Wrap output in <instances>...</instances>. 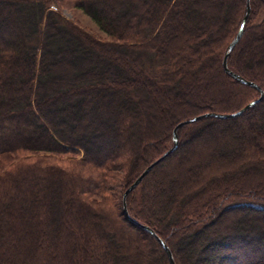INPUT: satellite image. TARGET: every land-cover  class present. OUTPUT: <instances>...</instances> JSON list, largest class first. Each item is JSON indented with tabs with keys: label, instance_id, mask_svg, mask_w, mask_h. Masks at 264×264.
Masks as SVG:
<instances>
[{
	"label": "trees",
	"instance_id": "1",
	"mask_svg": "<svg viewBox=\"0 0 264 264\" xmlns=\"http://www.w3.org/2000/svg\"><path fill=\"white\" fill-rule=\"evenodd\" d=\"M99 2L0 0V264H20L15 262L20 256L23 264H36V241L48 247L42 252L45 264H73L75 251L80 264H169L160 244L134 221L165 241L175 264H264V185L253 182L254 189L246 177L256 163L264 164V141L240 145L235 177L222 186L214 183L227 179L226 160L196 162L192 168L199 180L187 184L181 175L179 193L151 200L158 211L144 200L152 172H158V181L167 161V170L181 167L174 156L184 144L214 134L218 123L248 119L245 129L264 139L256 116L264 114V13L256 20L264 0H250L242 36L227 59L229 69L260 86L262 98L237 116L204 117L179 128L176 148L127 195L130 219L122 210V192L170 148L177 122L205 112L237 111L260 93L221 64L246 0H104L107 10ZM110 3L117 6L111 9ZM56 6L80 9L108 38L89 33ZM250 38L260 47L250 48ZM245 54L257 61V69ZM215 78L235 88L222 92L214 88ZM148 86L157 98L165 90L176 110L163 120L167 135L146 136L142 125L133 147L129 138L125 143L118 138L111 120L122 117L126 134L141 127L143 111L156 105L144 96ZM209 90L214 97L207 103ZM193 93L197 101L189 99ZM109 98L112 104L105 101ZM56 122L69 127L54 130ZM254 156L258 159L247 161ZM23 215L33 218L27 254L14 245L23 235L14 221L20 223ZM48 227L58 231L48 234Z\"/></svg>",
	"mask_w": 264,
	"mask_h": 264
},
{
	"label": "rangeland",
	"instance_id": "2",
	"mask_svg": "<svg viewBox=\"0 0 264 264\" xmlns=\"http://www.w3.org/2000/svg\"><path fill=\"white\" fill-rule=\"evenodd\" d=\"M215 1H221V0H215ZM99 3H100V5H99L100 7L104 8L106 10L108 9L107 6L104 4V0H102V2H99ZM109 5L111 6V9L113 6H115V7L117 6L116 4H112V3H110ZM16 9L18 11H20L21 8L17 5ZM58 9H60V8H58ZM60 12L67 19L74 21L75 23H77L82 28L86 29L89 33L95 35L96 37L103 38V39L108 38L105 35V33L102 32L97 27V25L90 19V17L88 15H86L83 11H81L80 9L75 8V7H66V8H61ZM263 13L264 12H260L258 14V16L256 18L257 22L263 18ZM12 21L19 23L20 19L15 18V20H12ZM250 39H251L250 40L251 43L249 46L250 48L254 49L256 47H260L259 42L256 39H252V38H250ZM259 49H261V48H259ZM261 50L264 51V48L262 47ZM124 52H126V51H124ZM249 56H250V54L246 55V59H247L249 65L251 66L252 69L254 68V66L256 67L255 69H257L259 67V65L256 66L257 61H255V60L252 61V59ZM71 66H72V73H73L74 71H76V66H75L74 62L71 64ZM118 67L121 68V65H118ZM53 75L56 76L57 78H59L60 81H64V80H61L62 79L61 77L63 76V74L60 71H55ZM214 84H215L214 88H217V89L221 90L222 92L233 90L235 88L234 85H232V84L228 83L226 80L220 79V78H215ZM147 89L148 90L144 91L145 98L148 100L155 101L156 105L152 104L153 107H151L148 112L143 111L144 112L143 117L141 115V118L143 120V121L141 120V127H137L136 129L133 127L134 128L133 133H131V134L128 133L129 134V136H128V134H126L125 130L123 131L124 126L126 125V122L122 121V117L116 119V121L111 120L112 123L117 125V127L119 129L118 138L120 140L124 141V143L128 140L127 138H129V140L133 141V144H134L133 147L136 146L135 142H134L136 135H139V133L141 134V132H142V130H141L142 125L143 126L146 125V128L148 130V134H146V136L153 135L155 137L158 134L167 135L168 130H166L165 121H163V120H165V119L167 120L168 118L172 119V117L175 113V110H176V109L171 107L172 106L170 104L171 98L168 96V93L165 90H163V93H162L163 95L160 96V94H158V98H157L156 94L151 90V88H149V86ZM237 89H239V88H237ZM117 91H119L121 93L120 88L119 89L117 88ZM212 92H213L212 90H209L205 93L204 102H207V103L211 102L212 97H214V93H212ZM189 99L197 101L196 100L197 98H196V96H194V93L190 96ZM105 101L106 102L110 101V103L112 104L111 98H109V100L105 99ZM61 105H63V103H57V107H61ZM157 109H158V111H157ZM119 112L121 113L122 110H119ZM262 112H264V109L262 110ZM263 115L264 114L261 113L260 111H258L256 113V116L259 119H261V121L263 122L262 125L264 127V116ZM157 116H159V118ZM132 117H134V116H132ZM138 120L139 119L134 117L135 122H138ZM247 120L248 119H239L238 121L230 122V123H218L214 127V129L211 130V131H214V134L209 133L207 135H203V137L193 139V140H190L189 142H186L184 144V149L182 151H180L178 154H176V156H174V158L177 160L178 164H180L181 167H176L173 170H171V169L167 170V168L171 162V161H167L161 167V169L165 170L164 177L161 180H158V181L155 180V178L158 177L157 171L152 172V174L150 175L148 180L152 181V182H149L148 188H147V195L144 196L145 204L147 206H151L152 210L158 211L156 204H155L156 207L153 208V205L151 203L152 199L155 201L156 199L166 197V200H170L173 195H176V193L180 192V188L182 186V184L180 183V180H182V182H186L187 184H190L189 183L190 180L198 181L199 180L198 179L199 174H197L196 169H194L195 168L194 164L196 162L201 164L202 162L209 163L210 161H212L214 159L217 161H221V162L223 160H226L225 161V163H226L225 173L227 172V176L229 178L227 177V179H223V181H219L217 179V182L214 183V186L215 187L216 186H222L223 183H225L226 181L229 182L231 177H235L234 176V174H235L234 169H236V167H238L240 165L241 159H239V158L241 156H243V155H237L241 152L240 145H243L246 142H248L249 146L251 143L263 144V141H264V139L260 135H257V133L255 134L252 129H250V130L248 128L245 129V126H247V124H248ZM78 121L80 123H83V120L81 118H78ZM110 122H106V123H110ZM32 125L33 124H31V126ZM67 127H69V124L67 122H61V123L56 122L53 124L54 130L65 129ZM91 127H93L92 124H90V126H88L87 133H91V131H90ZM72 131L74 133H76V132H78V129L74 128V129H72ZM209 132H210V130H209ZM214 147L216 148L215 149V151H216L215 153H217L216 157H213V155L210 154V151ZM63 158H65V157H63ZM256 159H258V158L254 156L252 158H249L247 161H253ZM192 166L194 168H192ZM188 167L190 169V172L188 171ZM151 170L149 172H151ZM181 175L183 176V178L181 177ZM247 176H248V179H250V181H251L250 187L255 189V187H253V185H254L253 182H255V183L258 182L259 185H264V164L263 163H256L254 168L252 169V171L246 174V177ZM179 177H181L182 179L180 178V180H179ZM212 186H213V184H212ZM61 217H63V216H61ZM21 219L22 220L20 223L16 220L14 221L15 226L17 228H19V230H20L19 232H21L23 234V235H21V238H18L16 240V243L14 245L16 246V248L17 247L20 248L21 252H24V254L25 253L27 254L28 251L25 248L27 246L29 247V245H28L29 235H27L26 232L29 231L30 222L33 220V218L28 217L26 219V216L24 217V215H23ZM68 225L71 227V229L73 231H75L76 227L72 221ZM58 227H60V225ZM53 231L56 233L58 230L55 229V227H51V228L48 227L46 232L48 234H51V233H53ZM78 231L81 233L82 227L79 226ZM52 237H49V238H52ZM43 239H45V237ZM58 239L59 238L57 237V241H58ZM53 242L54 243H52L53 244L52 247L56 249V246H57L55 244L56 242L55 241H53ZM183 244L184 243L181 242L182 246H183ZM47 248H48L47 246H44L42 243H39L38 241H36L33 244L34 255H35V257H37V259H36L37 263L36 264H45L42 261V252L44 249H47ZM78 250H79V252H81L80 249H78ZM77 254H78L77 251H75V253L72 256L71 260H72L73 264H80V262H81V257H80V255L78 256ZM189 255H191L190 252H189ZM59 260L62 262L63 259L62 258L57 259V261H59ZM23 261H24V259H21V256L15 260V262L20 263V264H23ZM49 264H56V262L55 263L51 262ZM63 264H69V262H66V263L64 262Z\"/></svg>",
	"mask_w": 264,
	"mask_h": 264
},
{
	"label": "water",
	"instance_id": "3",
	"mask_svg": "<svg viewBox=\"0 0 264 264\" xmlns=\"http://www.w3.org/2000/svg\"><path fill=\"white\" fill-rule=\"evenodd\" d=\"M249 10H250V0H246L245 2V13L240 21L238 30L235 34V36L231 39V41L229 42V44L227 45L223 57H222V68L223 70L230 75L232 78L236 79L237 81H239L242 84L251 86L253 88H256L260 95L258 98L248 102L247 104H245L242 108H240L237 111L231 112V113H218V112H205L199 115H195L193 117L187 118V119H183L180 120L179 122H177L173 129H172V145L170 146V148L168 150H166L162 155H160L158 158H156L155 160H153L152 162H150L139 174L138 176L124 189V191L122 192L121 195V201H122V210L125 214V216H127V218L130 219V217L128 216L127 213V209H126V197L127 195L140 183V181L149 173V171L157 164L159 163L161 160H163L168 154H170L177 146L178 143V129L181 128L182 126L188 124V123H192L195 122L201 118L204 117H215V118H220V119H224V118H229V117H234L239 115L240 113H242L243 111H245L247 108L253 106L256 102H258L263 95V91L260 88V86H258L255 82L248 80L242 76H240L239 74H237L236 72L232 71L231 69H229L228 65H227V59L228 56L230 54V52L232 51V49L235 47V45L238 43V41L240 40L242 33H243V28L245 25V22L247 20L248 14H249ZM134 221V220H133ZM137 225H139L141 228H143L144 230H146L149 234H151L155 240L160 244V246L162 247V249L164 250L168 262L169 264H175L173 255L171 253V250L169 249V247L167 246V244L165 243V241L163 239H161L155 232L153 229H151L149 226L147 225H143L140 224L136 221H134Z\"/></svg>",
	"mask_w": 264,
	"mask_h": 264
}]
</instances>
